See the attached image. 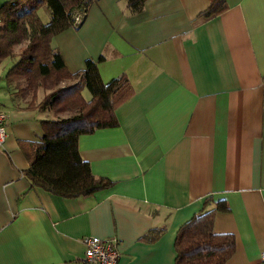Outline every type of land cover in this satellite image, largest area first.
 I'll return each mask as SVG.
<instances>
[{
	"label": "crops",
	"instance_id": "crops-1",
	"mask_svg": "<svg viewBox=\"0 0 264 264\" xmlns=\"http://www.w3.org/2000/svg\"><path fill=\"white\" fill-rule=\"evenodd\" d=\"M126 1L97 0L51 40L70 72L91 58L104 83L125 75L132 86L117 126L79 138L80 157L111 187L77 198L30 187L22 172L52 114L37 107L43 91L27 107L34 100L6 82L14 60L0 71V264H86L84 235L116 239L117 264H174L176 231L208 196L228 206L213 222L234 235L227 264H254L264 253V0H225L209 17L199 16L209 0H145L135 13Z\"/></svg>",
	"mask_w": 264,
	"mask_h": 264
},
{
	"label": "trees",
	"instance_id": "trees-1",
	"mask_svg": "<svg viewBox=\"0 0 264 264\" xmlns=\"http://www.w3.org/2000/svg\"><path fill=\"white\" fill-rule=\"evenodd\" d=\"M97 0H8L0 5V64L14 60L5 74L16 94L37 103L52 117L40 120L43 136L29 167L22 174L30 187L41 188L63 198L92 195L114 181L92 173L79 153V138L99 128L118 125L115 109L132 95L125 75L104 83L97 62L87 59L84 68L70 72L61 54L51 47L52 38L73 26V14H83ZM145 0H127L130 12L142 10ZM225 0H209L199 16L217 15L226 9ZM44 8L49 21L43 23L38 10ZM80 25V24H79ZM78 25V26H79ZM68 81L59 86L60 82ZM87 89L90 99L82 92ZM214 205L211 209L207 207ZM225 200L205 197L202 207L179 226L174 239V264H227L235 250L231 233H215L217 211H227ZM163 228L152 229L146 238L157 239Z\"/></svg>",
	"mask_w": 264,
	"mask_h": 264
},
{
	"label": "built area",
	"instance_id": "built-area-1",
	"mask_svg": "<svg viewBox=\"0 0 264 264\" xmlns=\"http://www.w3.org/2000/svg\"><path fill=\"white\" fill-rule=\"evenodd\" d=\"M82 17L83 14L76 11L73 14V26L81 24ZM5 120V113L0 110V148L7 136ZM81 243L84 246L82 262L86 264H117L119 253L116 239L103 240L97 236L84 235L81 237ZM254 264H264V253L259 256V261Z\"/></svg>",
	"mask_w": 264,
	"mask_h": 264
},
{
	"label": "rangeland",
	"instance_id": "rangeland-1",
	"mask_svg": "<svg viewBox=\"0 0 264 264\" xmlns=\"http://www.w3.org/2000/svg\"><path fill=\"white\" fill-rule=\"evenodd\" d=\"M38 14H39V16L41 17L43 23H47V22L49 21V15H48L47 11H46L44 8H40V9L38 10ZM8 62H10V59H9V58L5 59V60L0 64V71H2V70L5 69V64H7ZM67 83H68V81H65V82L59 83V85H61V84L64 85V84H67ZM83 94H84V96H85L86 98L89 99V97H90V93H89V91H88L87 89H84V90H83Z\"/></svg>",
	"mask_w": 264,
	"mask_h": 264
}]
</instances>
